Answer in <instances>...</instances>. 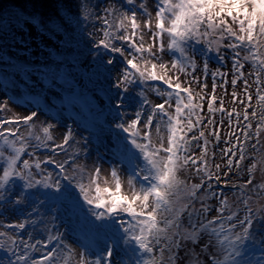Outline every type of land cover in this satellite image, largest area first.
<instances>
[{
	"label": "snow or ice",
	"instance_id": "1",
	"mask_svg": "<svg viewBox=\"0 0 264 264\" xmlns=\"http://www.w3.org/2000/svg\"><path fill=\"white\" fill-rule=\"evenodd\" d=\"M127 5L133 6L131 13L123 11L120 13L115 22V27L110 23L107 15L99 17L103 20V24L108 27L104 28L103 39L99 41V46L110 50L113 53H119L124 57L126 66L122 69V75L117 81V87L123 86L127 90L128 85L134 84L137 80L142 85L148 82H162L166 85L165 90H161L159 86L149 85L151 91L155 92L158 97H162L163 102L151 104L145 90H141L138 95L142 98V105H151V114L146 117L143 124L145 129L141 132V111L135 112V118L127 123H118L117 128L127 133L125 140L118 142L117 154L120 156L121 163L126 164L128 168L127 184L131 191V195L122 194V182L116 167L111 169V176L115 183L114 190L109 187L101 189L97 183V177L100 168L96 167L95 173L90 177L89 183L85 184L77 181L76 187L79 194L87 205L88 211L99 224L93 223L92 227L98 232H102L117 247L121 243L127 247L123 249L128 257L127 264H176L177 255L173 249L181 248V241H192L197 243L202 234L209 237L208 244L201 249L209 256L210 264H246L245 252L247 251L246 242L255 241L253 234V224L255 219H264V217H254L253 211L247 207L248 201L244 200L246 209L245 215L241 218L238 216L239 209L232 210L227 197L224 196L223 190H216V185L212 183L213 179L219 183L220 176L213 175L207 162L203 157L207 154L208 140L205 138L203 131H199L198 136L188 137V133L194 128L198 129L202 123L203 117L200 115L202 104L195 103L193 92L190 87H183L179 76L175 80L167 76V64L156 61L163 60V54L167 50L169 53L178 51L179 58H173L171 65L180 73L190 75L187 69H196L197 65L194 59L195 54L204 55L206 51H216L219 62L224 63L225 59L220 52L221 47H226L232 51V66L235 78L231 81L235 87L238 79H243L244 64L241 60L252 64L256 70L255 83L257 84L258 103L264 109V94H260L261 89V73H264V52L259 51L264 48V44L260 43V38L264 37V0H156L155 25L154 31L152 24V14L148 11L145 2L139 4L142 14L147 17L144 26L151 32L152 43L145 46L143 43V35L139 36L140 42H136L137 33L140 24L137 20V12L135 10L136 0H124ZM106 14L116 11L105 8ZM89 14L85 10L84 15ZM226 18H230L232 23L237 25L239 34L228 23ZM126 21L129 22L126 24ZM32 22L39 25V20L32 19ZM130 24L131 34H128ZM118 30H124L123 35L115 34ZM168 37L167 46L164 43V37ZM227 38L231 43L223 45V40ZM120 40L127 44V54L122 47L115 46L112 41ZM205 45L204 48H197V45ZM155 49V50H154ZM189 50L193 53L189 54ZM247 54L241 56V51ZM145 55L147 58H145ZM130 57V58H129ZM137 59L141 62L137 63ZM113 63L112 59L108 60V64ZM205 75L208 73V65L204 63ZM162 70L158 72L157 69ZM219 75L225 77L227 73H212L213 80ZM193 81L198 78L192 75ZM227 81L225 80V84ZM245 95L247 100L251 102L252 96L248 94V81L244 80ZM206 87V85H202ZM216 84L213 83V93H215ZM175 100V110L172 114L166 105L171 107V102ZM185 99L187 103H185ZM203 99V97H201ZM236 99V93H233V100ZM216 96L212 95L208 101V110L210 113L217 111L223 113V101L221 107L216 109L214 102ZM243 102V101H241ZM0 105V110L3 109ZM248 105L245 106L244 120L249 119L247 112ZM233 112H228L229 124L231 125V117ZM37 113L32 112L30 115L12 119L0 118V205L10 202L13 205L26 204L32 212H38L37 204L43 203L39 197L31 192L25 193L27 189H33L37 185L44 188L55 189V192L43 193L46 200L61 202L71 197L70 191L65 187L61 189L59 180H52V173L41 179H36L33 169L41 170L42 163L48 162L54 164L60 173L66 171L65 165L68 160L58 162L51 157L45 160L22 159L29 147L33 148L28 153L29 157H34L35 149L39 147H48V141L53 140L51 134V125L43 126L40 133H37L33 118ZM159 115V122L156 124V133L159 142H153L150 129L153 125L154 117ZM239 119V113H235ZM257 113L252 112L255 117ZM195 119V123L193 122ZM261 123L264 124V115L260 117ZM186 121V122H185ZM16 123L17 127H3L5 124ZM24 124L28 127L26 134L19 133V125ZM209 124L214 123L212 119L208 120ZM161 125L167 131V145L165 138L161 135ZM251 128V123L246 125ZM259 131V128L258 130ZM219 141V132L212 133ZM247 135V133H246ZM73 133L71 129L64 134L63 142L59 145H53L54 148H64L72 139ZM35 144H30V141ZM204 141L201 148V157L196 158L191 153V146L194 142ZM224 149L225 155L229 152L233 156L236 155L234 150ZM7 149V152L5 151ZM78 151V150H77ZM244 149L241 145L239 160H243ZM239 160L236 162L239 165ZM199 162V164H198ZM189 164L196 166L197 175L203 173L199 184H187L178 176L179 171L186 169ZM233 161L229 159L228 166L231 168ZM262 170H264V158H261ZM79 168V166H76ZM219 168V166H216ZM253 164L249 168V172L255 169ZM83 171V169H81ZM225 176L228 173L224 174ZM69 179L70 177H65ZM22 181V185L18 195L11 201L9 198L16 188V180ZM251 178L245 185H232L233 189H239L241 192L251 184ZM95 185L93 196L92 189ZM139 185V187H137ZM207 185V194L205 196H197V192ZM225 186L227 182L225 181ZM264 187V186H260ZM107 194V198L103 195ZM175 197V199H173ZM217 198L219 207L216 209L218 215L207 219L210 211V205L203 204L199 210L191 207L190 203H182V201H192L200 199L205 201L211 198ZM191 208V210H189ZM187 212L190 228L184 229L182 225V216ZM228 213L225 215V213ZM120 213L127 214L131 219L119 221L120 227H116L113 223H105V217H114ZM163 213V215H160ZM201 214L204 218L201 219ZM35 220H26L15 224H9L6 227L24 229L26 224H35ZM122 229V234H121ZM0 237H6V240L0 241V248L13 254L14 261L9 264H72V249L65 245L61 234H49L44 241L31 242L29 240L20 239L17 236H9L5 232H0ZM166 241L162 244L161 242ZM53 241L56 245L51 250L44 251L37 248V244H43L45 248ZM214 244L215 251L208 253V245ZM22 246V247H21ZM159 246V255L155 250ZM165 251L169 253L167 259L164 256ZM34 252H41L38 258L33 257ZM189 264H203L199 260L198 255H193ZM114 255V249L108 247L106 249L105 261ZM76 264H102L99 256L94 261L81 253Z\"/></svg>",
	"mask_w": 264,
	"mask_h": 264
},
{
	"label": "rangeland",
	"instance_id": "2",
	"mask_svg": "<svg viewBox=\"0 0 264 264\" xmlns=\"http://www.w3.org/2000/svg\"><path fill=\"white\" fill-rule=\"evenodd\" d=\"M84 10H88L89 14L86 16L88 22L82 29L90 35L91 40L84 44L88 45V50L83 51L81 46L75 43H69L63 47L56 40L44 39L38 37L37 32L33 26L27 24L26 27H13L9 33L0 31V42L7 48L6 60H10L11 81L8 85L0 80V105L3 109L0 110V118L16 120L36 112V117L30 123L35 124L37 133L43 126L51 125L52 141H48V147H39L35 149L34 157H29L28 153L33 151L29 147L22 159H36L45 160L46 157H51L58 162L68 160L65 165L66 171L60 173V170L51 163L45 162L41 165V170L33 169L36 179H41L47 176L49 172L52 173V180H59L61 189L67 187L71 193V197L61 202H54L46 200L43 193H47L46 188L42 185H37L33 189L25 190V193L31 192L39 197L43 203L37 204L38 212H32L26 204L13 205L10 202L0 205V232H5L9 236H17L20 239L29 240L31 242L44 241L49 234H61L65 245L70 246L73 250L72 264H76L81 253H83L88 260L94 261L97 256L100 257L102 264H127L128 257L125 255L123 249L127 246L123 243L119 247L114 245L102 232H98L92 227L93 223L99 224L95 217L88 211L89 205L85 203L82 196L79 194V189L76 187L77 181L88 184L90 177L95 173L96 167L100 168V173L97 177L101 189L105 187L114 190L115 183L111 176V169L116 167L120 176L123 188L122 194L131 195V191L127 184L128 168L126 164L121 163L120 156L117 154L118 142L123 141L127 143L125 133L122 129L117 128L118 123H127L135 118V112L142 110L141 123L138 125L141 132L145 129L143 124L146 122V117L151 114V105H142V98L138 93L143 89L146 91L148 99L151 104L162 103V97H158L155 92L151 91L149 85L159 86L161 90L167 88L162 82H148L147 85H142L138 80L128 85L127 90L123 86L117 87V81L122 75V69L126 66L124 57L119 53H113L103 46L97 47L99 41L103 39V29L108 27L103 24V20L99 17L107 15L110 23L115 27V22L123 11H128L129 15L133 6L127 5L124 0H82ZM142 0H136L135 10L137 12V20L140 24V29L137 33L136 42L139 43V36L143 35V43L145 46L151 44V32L144 26V21L147 19L142 14L139 4ZM146 3L148 11L152 14L153 31L155 25L156 0H143ZM115 7L116 11L111 14H106L103 9H112ZM228 23L232 25L233 29L238 31L237 25L233 24L230 18H226ZM129 22L126 21V24ZM82 30H79L81 32ZM117 36L123 35L124 30L115 32ZM128 34H131L130 24L128 27ZM168 37H164L165 46H167ZM227 38L223 40V45L231 43ZM112 43L117 47L125 49L127 54V44L124 41L113 40ZM77 46V48H76ZM201 46H205L202 45ZM86 48V47H85ZM198 48V47H197ZM155 50V49H154ZM242 51L241 55L247 53ZM216 52V51H215ZM220 52L223 54L225 62L224 65L217 61L210 59L207 62L208 73L204 72V58L197 53L194 56L196 62V69H187L190 75L178 72L172 68L171 62L173 58H179L177 51L169 53L167 50L163 54L162 61H156L158 64L164 62L167 64V76L175 80L179 76V80L183 87H190L193 92L195 103L202 104L200 115L203 117L202 123L198 129L194 128L192 132L188 133V137L198 136L199 131H203L205 138L208 140L207 154L203 159L207 162L210 172L213 175L220 176V182L217 183L214 179L213 184L216 185V190H223V194L227 197L229 205L232 210L239 209L238 216L243 217L246 209L244 200L248 201L247 207L253 211L254 216L264 217V170L261 165V154H264V124L261 119L255 120L252 116V104L257 97L255 92V75L256 70L251 63L244 62L245 71L243 72V79H238L235 87L231 81L235 78L232 66L231 54L232 51L226 47H221ZM189 54L193 53L189 50ZM2 52H0V59H2ZM130 58V57H129ZM145 58L147 56L145 55ZM112 59L113 63L108 64V60ZM218 60V59H217ZM137 63L141 61L137 59ZM1 64L3 61L1 60ZM24 65L28 69L29 79L24 82L20 75L19 68ZM9 66V65H8ZM14 67H18L15 69ZM22 68V73L25 71ZM219 70V72L227 73L221 78L219 75L213 80L212 73ZM5 72V70H3ZM158 72H162L159 68ZM10 74V73H9ZM163 74V72H162ZM192 75L198 78V81L192 80ZM66 76H69L67 79ZM262 82L264 84V73H261ZM225 80L227 83L225 84ZM244 80L248 81V94H251L252 100L249 102L245 95ZM213 83L216 84L215 93H213ZM22 85L24 92L29 93L30 100L26 104H16L11 100L12 91L18 90ZM206 85V87H202ZM74 95L70 97L73 102V107H68L63 100L65 93ZM255 92V93H254ZM22 91H20V94ZM233 93H236V99L233 100ZM212 95L216 96L214 107L219 109L221 101H223L224 112L219 111L210 113L208 110V101ZM203 97V99H201ZM80 101H79V100ZM243 101V102H241ZM185 103L187 100L185 99ZM249 119L244 120L245 106ZM166 108L174 114L175 100L171 102V107L166 105ZM251 109V110H250ZM231 117V125L229 124L228 112H233ZM235 113H239V119ZM258 111L257 114H259ZM264 115V109L261 108V116ZM260 116V117H261ZM159 115L154 117L153 125L150 129L153 142L158 143L159 139L156 133V124L159 122ZM212 119L214 123L209 124L208 120ZM186 122V121H185ZM195 123V119L193 118ZM251 123L252 127L247 128L246 125ZM3 127L16 128L17 124H5ZM259 128V131H257ZM71 129L73 133L72 139L69 140L68 145L64 148H54L53 145H59L63 142L64 134ZM28 127L24 124L19 125L18 134H26ZM219 132V141L212 135L213 132ZM247 133V135H246ZM167 131L161 125V135L164 136L165 145H167ZM30 144H35V141H30ZM204 144L203 140L198 143L194 142L191 146V153L194 157H201V148ZM241 145L244 149V159L239 160ZM236 155L233 156L231 152L227 155L224 149H232ZM78 150V151H77ZM7 152V149L5 150ZM231 159L233 165L228 166V161ZM239 160V165L236 162ZM199 164V162H198ZM255 164L256 167L252 172L249 168ZM219 166L217 168L216 166ZM76 166H79L76 167ZM196 166L189 164L186 169L179 171L178 176L187 184H199L201 177L204 175L200 173L197 175L195 171ZM83 169V171H81ZM228 173L227 176L224 174ZM2 174V171H0ZM65 177H70L66 179ZM251 178L252 183L248 184L249 191L241 192L239 189H233L232 185H245ZM225 181L227 186H225ZM22 181L16 180V188L9 198L11 201L18 195ZM139 187V185H137ZM95 185H93L92 195H95ZM52 189V188H51ZM52 189V192H55ZM207 194V185L197 192V196H205ZM107 198V194H103ZM175 199V197H173ZM75 202L77 211L73 210L71 204ZM182 203H190L192 208L196 210L201 209L202 203L210 205V211L207 214V219L218 215L216 209L219 207V201L213 197L211 199L201 201L200 199L192 201H182ZM191 210V208L189 209ZM228 214L227 212L225 213ZM163 215V213H162ZM118 218L105 217V223H113L115 221L116 227H120L119 221L121 219L129 221L124 213L117 215ZM204 216L201 214V219ZM26 220H35V224L28 223L24 229L8 228L9 224H15ZM264 219H260L256 225L257 228H263ZM182 225L184 229L190 228L187 212L182 216ZM122 234V229H121ZM6 240V237H0V241ZM209 237L202 234L197 243L192 241H181V248L173 249L176 252V264H189L193 255H198L199 260L203 264H210L209 256L201 249L208 244ZM56 241L44 247V245L37 244V248L44 251L51 250L56 245ZM162 244L166 241L161 242ZM22 247V246H21ZM112 247L114 255L105 261L106 249ZM214 244H209L207 252L211 253L215 250ZM42 253L34 252L33 257L38 258ZM169 253L165 251L164 256L167 259ZM246 264H256L251 256L245 254ZM10 261L5 259L3 264H9ZM1 264V261H0Z\"/></svg>",
	"mask_w": 264,
	"mask_h": 264
},
{
	"label": "trees",
	"instance_id": "3",
	"mask_svg": "<svg viewBox=\"0 0 264 264\" xmlns=\"http://www.w3.org/2000/svg\"><path fill=\"white\" fill-rule=\"evenodd\" d=\"M84 12L85 10L83 8L82 0H0V31L9 33L13 27L23 28L26 27L27 24H31L35 28L38 37L56 40V42L60 43L63 47L69 45V43H75L79 48L83 43V46L81 47L83 48V51H87L89 48L87 44H84V42L86 43L87 41L91 40V38L86 31L82 30L88 22ZM33 18L39 20V25L32 22ZM79 30L82 31L79 32ZM260 43L264 44V37L260 38ZM197 47L204 48L205 46L197 45ZM6 49L7 48L5 45L0 42V52L4 54L2 59H0V80H3L4 84L8 86L11 85L8 83L11 81L10 75L13 66L7 64L11 61L8 59L6 60V56L8 55ZM259 51L264 52V48H261ZM202 57L204 58V61L207 62L210 59H213L218 63H221L219 60H217V53L215 51H206ZM230 57H232V54ZM1 60L3 61V64H1ZM221 64L224 65V63ZM14 68L18 69V67ZM22 68L24 70L26 69L24 65H21L19 68L20 75L23 77L22 80L27 82L29 79V73L27 72L28 69L22 73ZM3 70H5V72ZM242 71H245L244 67ZM66 77L69 79V76ZM260 79V94H264V84L261 77ZM8 87L9 90H12L10 86ZM26 89L27 88L23 89L22 85L18 90L12 91L13 94L11 95V100L16 104L25 105L26 101L32 98L30 97L29 93L24 92ZM254 90L257 92V84L255 85ZM20 91H22L21 94ZM256 95L257 97L254 99L252 104V112L255 111L258 113V111H260V113L255 117V120H258L261 116L262 106L260 103H258V94ZM71 96L74 95H69L67 92L65 93V97L63 96V100L68 107H73V102L70 100ZM40 188L44 187L40 186ZM244 190L249 191L248 187H246ZM46 191L47 193L52 192V189L46 188ZM76 206L77 205L73 201L71 207L75 211H77ZM160 215H162V213ZM124 216L127 217L128 220L131 219L127 214H124ZM254 217L257 216L255 215ZM117 218L118 216H116L114 219ZM259 220L260 219L254 220L253 234L255 236V241L246 242L247 251L245 254L251 256L256 264H264V221L263 228H257L254 226ZM213 249L215 250V248ZM155 252L157 255H159V246H157ZM5 259L8 261H14L15 257L12 253L8 252L6 248H0L1 264H3Z\"/></svg>",
	"mask_w": 264,
	"mask_h": 264
},
{
	"label": "water",
	"instance_id": "4",
	"mask_svg": "<svg viewBox=\"0 0 264 264\" xmlns=\"http://www.w3.org/2000/svg\"><path fill=\"white\" fill-rule=\"evenodd\" d=\"M261 158H264V154H261V156H260Z\"/></svg>",
	"mask_w": 264,
	"mask_h": 264
},
{
	"label": "clouds",
	"instance_id": "5",
	"mask_svg": "<svg viewBox=\"0 0 264 264\" xmlns=\"http://www.w3.org/2000/svg\"><path fill=\"white\" fill-rule=\"evenodd\" d=\"M31 25V24H30ZM32 26V25H31Z\"/></svg>",
	"mask_w": 264,
	"mask_h": 264
}]
</instances>
